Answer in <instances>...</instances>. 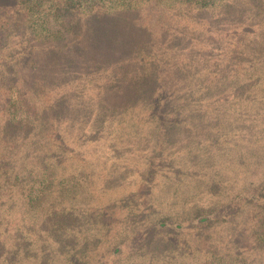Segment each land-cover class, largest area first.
Masks as SVG:
<instances>
[{"label": "rangeland", "instance_id": "374dc122", "mask_svg": "<svg viewBox=\"0 0 264 264\" xmlns=\"http://www.w3.org/2000/svg\"><path fill=\"white\" fill-rule=\"evenodd\" d=\"M28 5L0 0V264H210L216 257L264 264L256 239L264 124L244 120L250 108L238 106L241 95L205 92L210 78L222 79L204 78L200 64L217 38L239 46L259 41L260 29H251L264 18V3L225 0L200 9L142 0L136 11L120 4L89 15L70 0H50L38 11ZM261 63L256 58L254 75L264 74ZM219 65L211 74L221 75L228 62ZM175 77H183L178 86ZM140 78L160 80L173 97L141 99L129 115L111 109L110 98H122L116 83ZM22 89L33 92L34 109L9 123V98ZM167 98L193 118L206 102L233 105L229 116L242 109L221 133L234 145L218 147L220 133L203 121L168 129L165 143L154 131L152 141L144 137ZM252 110L264 115L260 104ZM222 149L231 152L223 157ZM42 182L40 199L27 205L29 186Z\"/></svg>", "mask_w": 264, "mask_h": 264}, {"label": "trees", "instance_id": "16d2710c", "mask_svg": "<svg viewBox=\"0 0 264 264\" xmlns=\"http://www.w3.org/2000/svg\"><path fill=\"white\" fill-rule=\"evenodd\" d=\"M49 1L50 0H29L30 5H28V7L31 6L33 10L38 11L39 9H41V6H44V3H47ZM70 1L71 4L76 5V7L83 12V14L89 15V13L92 14L96 8L100 11L103 10L108 11L115 7L120 6V4L127 6L128 8H130L129 10L136 11L137 8L141 6L140 3L142 0H70ZM171 1L180 2L182 4H187L189 6H193L201 9L207 7L214 8L216 6L219 7L222 5V3L225 0H171ZM254 1L257 2L258 0H254ZM259 1L264 3V0H259ZM51 6H52V2L51 5L46 6V9L49 10ZM18 10L25 11L27 9L23 7ZM247 12L253 13V11L251 10ZM106 14L104 15L106 16L111 15V13L108 12H106ZM243 20H245L244 17H242L240 21ZM263 24H264V18L261 14H259V20L256 22V26L253 28L250 26V29L252 28L251 30L253 31H256L257 27L258 29H260L258 33H255L260 37V40L258 41L250 38L249 40L250 42L248 41L249 47L246 45V43L240 46L239 44L238 45H228V43L224 44V42H221V40H219L216 37L218 44H216L215 42L213 43V41L212 44H207V49L204 50L203 56L200 58V64L206 65L201 75L204 78H206L207 76H216V77L221 76V78H217V79H222V80L217 81L214 80L215 78L208 77L211 79V82H208L207 87H205L206 89H204V87L202 86L199 87L201 89H204L205 92H207L208 94H213V95L214 93L219 94L222 91L224 92L223 93L225 97L224 99L227 100H229L230 98L234 99L236 98V96L239 97V95H241L242 96L241 100L237 98L238 106L240 108H250L249 113H244L243 116L245 121H251L254 126L258 124L263 126L264 124V122L260 121L261 117L263 119L264 115L255 110H252V106H254L255 104H260L264 109V76H263L264 74H262L260 69H258L257 71L258 73L254 75L253 73L254 68H251L252 66L255 67L256 58L258 62H262L260 65H264V25ZM212 46H214L215 48H213ZM245 46L249 48L251 52L246 51ZM217 53H220V58L222 59L215 61L216 59L215 55ZM253 53H256V55L251 56ZM222 61H224V64L228 62V66L229 64H231L230 66H233L234 68L230 67L232 70L229 71L227 66L223 68L221 75H217L214 72L211 74V72L214 69H216L217 66L220 67L223 66V65H219V63ZM262 72L264 73L263 69ZM261 76H263V78L259 81V78ZM181 78L183 77H175L174 81L176 83L173 82L174 86H178V84H180L178 83V81H180ZM116 84L122 85V98H120L119 101L118 100L113 101L114 98L116 99L118 98L111 97L109 104L111 109L122 108L123 113L126 115H129L132 112L135 104L139 102L141 99L144 102H150L153 100L152 99L153 96L160 99L161 95L164 93L165 94L163 96L169 95V97H173L169 93L167 86L164 85L163 82H161L160 80L153 81L149 79L146 80L140 78L138 81H134L131 79L122 80V82H118ZM192 86L196 88L197 85L193 84ZM113 87H117V85H114ZM193 87L191 88V90H194ZM73 88L74 87H72V89H70L69 91H74ZM22 91L23 89L20 92L16 90L14 94L9 98L8 101L9 107L6 112V119L8 120L9 123L23 122L25 118H27L28 116L26 109H30V110L34 109V106L31 103V100L34 99V97L32 96L33 92H29V91L22 92ZM258 97H261V99H257ZM219 98L220 100H222L221 97ZM174 99L175 98L173 99L167 98L165 101L161 100V104L160 105L158 104L155 107V114L153 115V121H152L155 126L152 124V127H149L151 128L150 131L147 134H145L144 137H148V139L152 141L153 139L151 136L153 135L152 131H154V135L164 136L163 143H165L169 141L167 138H169V136L172 135L171 132L180 128L182 125L184 126L192 125L194 124V122L198 124L199 121H203L204 124L215 125V130L220 133V135L218 136L219 138L216 139H221L222 144L221 145L219 144L218 147L223 146L224 148L225 147L228 148L227 146L234 145L231 142L234 140V138H222L223 134L221 133L227 132L225 129H230L234 127L235 122L238 121L239 115L243 113L242 109H238L239 111L237 113L236 111L233 110V113H231L232 116H229V113L231 112L230 108H232L231 106L233 105H229L228 102L223 103V105H221V107L222 106L225 107V109L223 110L222 108L217 107L214 104L211 105V103L206 102L201 104V106L199 107L200 109H203L201 115L195 116L193 118L190 113L179 112L180 102L179 100L175 102ZM237 103L235 104L237 105ZM185 108H187V106H185ZM168 115L171 116L170 119ZM225 116L227 117L226 119ZM168 129L171 130L170 134L167 131ZM160 130L163 131V133H161ZM255 134L257 135L256 132ZM233 137L237 138V136H233ZM210 146L211 145H208L207 148H209ZM230 152L231 150L228 151L227 149H222L221 155L224 157ZM235 153H238V150L235 149V151H233V154ZM237 157L238 156L236 155L233 156L234 161H237ZM259 179L264 183V172L262 173V176L259 175ZM42 185H44L43 187H41L43 188L42 192H44L46 188L44 182H42L41 185H39V183H34L31 186H29V191L26 196L27 205L30 204L33 205L34 202H37L38 199H40L39 186ZM247 195L248 198H252L254 201H257L256 197L253 194H247ZM6 228L8 227L6 226ZM19 228L22 230L25 229V227L21 225H19ZM257 232L258 233L256 235V239L261 244H264V204H263V215ZM3 234H5V232L0 230V237ZM18 246H21V244L17 243L16 245H13L12 248L15 249L13 255H16L18 252H20V248ZM5 260L9 263H11L12 261L10 260V258H5ZM18 264H20L19 261ZM210 264H246V263L240 259L216 257V259L210 261Z\"/></svg>", "mask_w": 264, "mask_h": 264}]
</instances>
